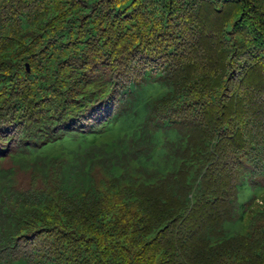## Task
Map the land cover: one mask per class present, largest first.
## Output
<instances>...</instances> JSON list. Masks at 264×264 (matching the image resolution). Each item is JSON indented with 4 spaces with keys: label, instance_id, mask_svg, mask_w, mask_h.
<instances>
[{
    "label": "trees",
    "instance_id": "1",
    "mask_svg": "<svg viewBox=\"0 0 264 264\" xmlns=\"http://www.w3.org/2000/svg\"><path fill=\"white\" fill-rule=\"evenodd\" d=\"M0 264H264V0H0Z\"/></svg>",
    "mask_w": 264,
    "mask_h": 264
},
{
    "label": "rangeland",
    "instance_id": "2",
    "mask_svg": "<svg viewBox=\"0 0 264 264\" xmlns=\"http://www.w3.org/2000/svg\"><path fill=\"white\" fill-rule=\"evenodd\" d=\"M145 97H146V96H143V98L141 99V101H140V103H139L140 107H142V105H143V100L145 99ZM242 199H244V198H242Z\"/></svg>",
    "mask_w": 264,
    "mask_h": 264
},
{
    "label": "water",
    "instance_id": "3",
    "mask_svg": "<svg viewBox=\"0 0 264 264\" xmlns=\"http://www.w3.org/2000/svg\"><path fill=\"white\" fill-rule=\"evenodd\" d=\"M27 68H28V70H30V68H29V65L27 64Z\"/></svg>",
    "mask_w": 264,
    "mask_h": 264
}]
</instances>
